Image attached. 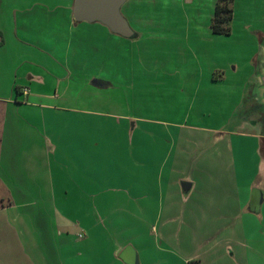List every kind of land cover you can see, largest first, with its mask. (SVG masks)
<instances>
[{
    "label": "crops",
    "instance_id": "crops-1",
    "mask_svg": "<svg viewBox=\"0 0 264 264\" xmlns=\"http://www.w3.org/2000/svg\"><path fill=\"white\" fill-rule=\"evenodd\" d=\"M127 2L121 12L135 32L131 22L142 20L135 7L123 12ZM183 2L184 27L163 43L177 47L163 59L174 70L139 84L127 76L128 39L99 22L76 23L74 0H0V220L31 264H131L130 255L138 264H255L264 124L259 133L189 126L188 113L170 131L134 102L149 86L160 97L178 92L212 106L227 95L235 109L247 106L264 70V39L239 43L226 59L224 40L236 33L213 32L217 0ZM250 2L264 20V0ZM133 62L143 65L139 51ZM194 131L212 149L184 163ZM164 146L178 150L168 170ZM247 211L262 213L260 222Z\"/></svg>",
    "mask_w": 264,
    "mask_h": 264
},
{
    "label": "rangeland",
    "instance_id": "rangeland-1",
    "mask_svg": "<svg viewBox=\"0 0 264 264\" xmlns=\"http://www.w3.org/2000/svg\"><path fill=\"white\" fill-rule=\"evenodd\" d=\"M127 3L128 4L123 9V12L129 16L130 9L135 7L134 11L139 15L140 21L142 20L140 26H136L131 22L136 30L135 32H139L140 34L137 33L138 36L136 38L127 40L129 41L128 58L130 61L129 66L126 69L127 76L139 79L140 81V79H143L144 77L146 80H149L150 78L159 75V78L161 76V79L165 80L174 68H170V66L173 65H166L163 62V59L168 57L169 50L176 51L177 47L167 49L163 43L169 40L171 33L177 31L176 27H184L182 17L183 12L187 9L188 3L183 2V0H129ZM233 10L235 12V18L233 17L231 27L235 30L236 34L232 40H224L226 59L231 57L229 56V53L232 50L235 53H238L241 48L238 47L239 43L249 44L253 40H256L255 38L259 41L264 39V20L257 18L252 13L254 8L251 5L250 0H234ZM209 11L206 8L205 14L209 13ZM205 22L206 19L204 18L198 20V22L195 20L194 25L195 27H204ZM164 33H166L167 38L164 37ZM231 45L235 48H231ZM138 51L139 57L143 60V65H140V69L134 67L136 64L133 62V60L137 58ZM243 54H246V51H242V55ZM242 55L240 56L241 59H243ZM171 57L178 59L176 54L171 55ZM159 60L162 62H159ZM139 84H142V82L140 81ZM251 95L252 94H250L249 97L246 96L245 101L247 106L242 109H235L234 102H238V99H228L227 95L223 98L214 99L216 100V104L208 106L203 102L206 101L205 99L182 97L179 96L178 92L172 97H165L163 94L160 97L152 91L151 87L147 86L142 92H134V102L136 103L137 98L140 100L141 105L143 106L141 113L143 116L164 120L165 122L170 123V131L174 129L172 126L174 123L183 122L186 117L188 119L189 113V126L214 127L221 128L225 131H237L243 126L247 132L259 133L262 131L260 124H264V109L261 110L260 107H258L257 101L251 98ZM202 133L203 132L201 131H194L193 134L195 135H190L193 138L191 140L192 146L188 144V146L182 149V152L180 153L184 158L182 159L184 163L185 161H188V157L190 159H195L212 149V147L209 146L206 148L201 146L202 141H200V138ZM203 136L205 137L204 133ZM175 153L178 154V150L175 151L167 146L160 147V157H166L164 155L168 156V161L165 163L166 166L168 164V168L165 170H168L172 164ZM179 163L183 164V162ZM152 164L160 166L163 162ZM183 172L184 170L182 169V171L177 172V174L181 175ZM247 213L253 215V212L251 211H247ZM260 214L262 213H254L253 215L258 222H260V218L262 217ZM243 228L242 223V230L238 236L243 244L248 245V242L246 241V239L249 238L248 230ZM258 230L263 232L264 227L259 226ZM12 231L6 227L5 218H2V220H0V264H31L29 258L20 248L18 240L15 238L14 232ZM260 237L264 238L263 236ZM257 239L258 241L256 244H254L251 239V246L257 250L255 264H264V239H262V241H259V238ZM238 249L239 251L243 249L241 244H239Z\"/></svg>",
    "mask_w": 264,
    "mask_h": 264
},
{
    "label": "water",
    "instance_id": "water-1",
    "mask_svg": "<svg viewBox=\"0 0 264 264\" xmlns=\"http://www.w3.org/2000/svg\"><path fill=\"white\" fill-rule=\"evenodd\" d=\"M129 0H74L73 19L76 23H102L111 32L121 37L132 39L136 33L130 26L128 20L122 15L121 9ZM264 61V57H263ZM252 98L258 103L261 110L264 109V70L258 76V81L254 87ZM183 190L191 188V184L182 183ZM263 201V194L256 191L253 205H260ZM128 258L131 264H138L136 258L131 255Z\"/></svg>",
    "mask_w": 264,
    "mask_h": 264
},
{
    "label": "trees",
    "instance_id": "trees-1",
    "mask_svg": "<svg viewBox=\"0 0 264 264\" xmlns=\"http://www.w3.org/2000/svg\"><path fill=\"white\" fill-rule=\"evenodd\" d=\"M233 3L234 0H217L215 14L211 22V28L214 33L223 35L231 34V24L234 17ZM137 36L138 34L136 33ZM4 42V35L0 31V46H3ZM261 151L264 152V144L261 145Z\"/></svg>",
    "mask_w": 264,
    "mask_h": 264
},
{
    "label": "built area",
    "instance_id": "built-area-1",
    "mask_svg": "<svg viewBox=\"0 0 264 264\" xmlns=\"http://www.w3.org/2000/svg\"><path fill=\"white\" fill-rule=\"evenodd\" d=\"M81 237V236H80Z\"/></svg>",
    "mask_w": 264,
    "mask_h": 264
}]
</instances>
